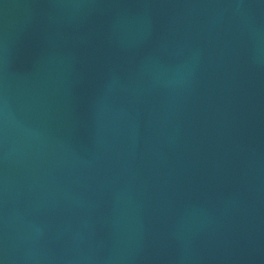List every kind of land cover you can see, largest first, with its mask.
Instances as JSON below:
<instances>
[{
	"label": "water",
	"instance_id": "water-1",
	"mask_svg": "<svg viewBox=\"0 0 264 264\" xmlns=\"http://www.w3.org/2000/svg\"><path fill=\"white\" fill-rule=\"evenodd\" d=\"M0 264H264V0H0Z\"/></svg>",
	"mask_w": 264,
	"mask_h": 264
}]
</instances>
